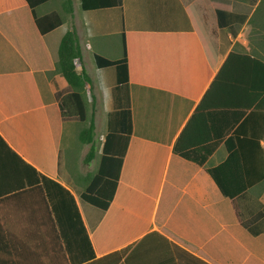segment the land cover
Masks as SVG:
<instances>
[{
	"label": "crops",
	"instance_id": "crops-1",
	"mask_svg": "<svg viewBox=\"0 0 264 264\" xmlns=\"http://www.w3.org/2000/svg\"><path fill=\"white\" fill-rule=\"evenodd\" d=\"M50 1L31 9L0 0V264H70L59 233L70 230L72 209L57 222L41 175L71 194L94 260L127 248L116 264H264V68L249 60L264 63V0H120L85 9L59 0L38 11ZM217 9L228 13L222 26ZM51 11L61 23L41 34L33 16ZM70 28L80 49L74 66L95 93L85 61L110 93L114 67H96L94 56L123 55L126 64L130 133L106 209L84 201L80 180L61 171L56 93L67 84L56 60ZM201 99L202 113H213L211 137L207 129L190 137L216 144L199 165L172 146ZM109 103L106 116L111 95ZM229 149L228 177L241 187L231 198L206 172Z\"/></svg>",
	"mask_w": 264,
	"mask_h": 264
},
{
	"label": "trees",
	"instance_id": "trees-1",
	"mask_svg": "<svg viewBox=\"0 0 264 264\" xmlns=\"http://www.w3.org/2000/svg\"><path fill=\"white\" fill-rule=\"evenodd\" d=\"M24 1L32 9L33 7L48 0ZM80 2L81 7L85 9L86 7L96 8L119 5L120 0H80ZM67 3L69 4V1ZM68 10L70 9L68 8ZM227 15V12L217 9L216 17L218 26L225 24V19L223 18ZM33 22L37 31L43 34L59 25L61 23V17L57 12L51 11L40 16H33ZM79 58L80 49L77 36L75 30L70 28L62 34L57 46L56 68L67 84L64 91L56 93L57 105L61 118L65 119L66 117H71L76 114L79 121H84L86 106L84 99V87L85 85L90 87L91 80L83 67H80L78 70L75 68L73 61ZM93 59L96 67L110 65L114 67L115 84L111 88L110 95L112 100V110L106 117V133L104 134V138L101 143L98 164L95 171L83 181L85 185H83L80 197L93 206L100 209H106L112 200L116 188L118 174L121 167V160L124 155L130 133L129 93L126 83V64L123 55L117 60H109L97 55H95ZM249 60L255 62L261 68H264V63L254 59ZM203 103L204 100L201 99L200 103L188 118L172 146L173 153H176L181 157L199 165L204 162L216 144V142L209 143L206 142L207 140L205 139H198L196 136L190 137L193 134H201L202 129H207L209 133L208 137H211V126L209 124L211 123V116L213 113H202ZM260 106V104H254L251 109H258ZM242 114L243 111H237L235 117H233L232 123L237 121ZM92 116L93 114L91 113L87 126L78 134V138L81 142L90 143L86 156L83 159L85 163L89 162L93 155L92 138L94 123ZM203 126H205V128H203ZM216 133L217 132L213 133V135H216ZM210 140L211 139L208 141ZM208 143L209 145H207ZM234 154L235 153L229 149L223 162L206 169V172L215 182L219 191L223 195L230 198L241 189V187L238 189L233 188V182L236 179L235 176L234 178L230 174V178L228 177V168L230 166V162L233 161ZM40 182L49 200L53 199V202L51 201L52 209L58 223H60L58 215L62 217V210L66 211L65 206L68 205L72 209V213L67 212L68 218L72 216L73 220L71 224L68 222L70 230L66 228V233L61 231L59 233L63 241L64 250L69 263L78 264L82 261H89V264H96L94 261L99 260L98 262L107 261L106 264H116L120 256L127 248L109 253L94 260L91 245L81 224L69 191L57 182L42 175L40 176ZM52 188H55V190ZM57 195H59V199H57ZM241 224L246 228L249 227L246 222H244V224L241 222ZM76 227H78L81 231L79 235L77 234V230H75ZM87 252L88 254H86ZM75 255H78V257H73ZM114 256H117V259H114Z\"/></svg>",
	"mask_w": 264,
	"mask_h": 264
},
{
	"label": "rangeland",
	"instance_id": "rangeland-1",
	"mask_svg": "<svg viewBox=\"0 0 264 264\" xmlns=\"http://www.w3.org/2000/svg\"><path fill=\"white\" fill-rule=\"evenodd\" d=\"M59 0H52L38 8L40 12L47 10L51 7H57ZM90 77L95 81L97 85V93L93 87L84 88V99H85V119L79 121L76 114L71 117H66L62 125V135L59 137L60 146V165L61 171L63 170L71 179H78V186L85 185L84 180L92 174L98 163V143L100 141V134L106 129V112L110 107V92L108 87L103 86L102 79L100 78V72L96 71L90 60L85 61ZM91 85V83H90ZM96 94V97H95ZM93 100V102H92ZM91 113H93L92 119L94 123L92 147L93 155L89 162L83 161L86 156V146L78 138L79 132L84 129L88 122Z\"/></svg>",
	"mask_w": 264,
	"mask_h": 264
}]
</instances>
